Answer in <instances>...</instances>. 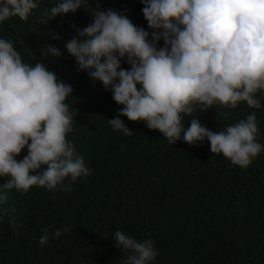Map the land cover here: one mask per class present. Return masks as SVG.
<instances>
[{
    "label": "trees",
    "instance_id": "16d2710c",
    "mask_svg": "<svg viewBox=\"0 0 264 264\" xmlns=\"http://www.w3.org/2000/svg\"><path fill=\"white\" fill-rule=\"evenodd\" d=\"M55 3L40 0L28 18H9L0 24V37L13 42L22 62L42 61L72 86L66 103L74 121L67 139L91 172L72 182L71 191L33 186L21 193L3 189L8 177H0V190L7 193L0 209L15 208L0 214V264H122L129 253L116 246V230L151 239L158 252L155 264H264V152L241 168L212 153L207 140L190 145L181 138L173 145L159 130L123 116L132 135L114 130L107 121L122 106L101 82L78 70L65 44L77 28L93 22L92 9L125 12L151 33L143 4L89 0L88 7L43 24L42 13ZM48 46L61 55H45ZM121 67L130 68L126 58ZM256 95L264 104V93ZM253 112L257 139L264 144V107L246 102L236 108L196 106L183 123L188 127L198 117L201 125L221 131ZM26 154L27 146L16 159ZM45 228L49 242L41 245ZM57 228L62 234L54 237Z\"/></svg>",
    "mask_w": 264,
    "mask_h": 264
},
{
    "label": "clouds",
    "instance_id": "9594fccd",
    "mask_svg": "<svg viewBox=\"0 0 264 264\" xmlns=\"http://www.w3.org/2000/svg\"><path fill=\"white\" fill-rule=\"evenodd\" d=\"M141 3L151 33L134 25L125 12L92 9L93 22L77 28V35L65 44L78 70L101 82L122 106L107 123L132 135L120 117L142 121L173 145L181 138L190 145L207 140L212 153L248 167L264 152L254 112L221 131L201 125L198 117L185 127L183 117L196 106L203 110L216 103L264 107L256 95L264 93V0ZM88 4L89 0H56L44 10L41 22L47 24ZM39 5L40 0H0V24L11 17L26 19ZM44 54L61 52L48 46ZM125 58L128 69L121 67ZM72 92V86L44 62H22L13 42L0 37V177H8L3 189L24 193L39 186L71 191L72 182L90 174L83 156L67 139L74 115L66 99ZM25 146L27 154L18 161ZM6 201L7 193L0 190V204ZM8 211L15 208L0 209V214ZM61 234L59 228L52 233ZM113 240L129 253L121 258L122 264H155L158 252L151 239L140 241L116 230ZM48 242L45 228L39 243Z\"/></svg>",
    "mask_w": 264,
    "mask_h": 264
}]
</instances>
